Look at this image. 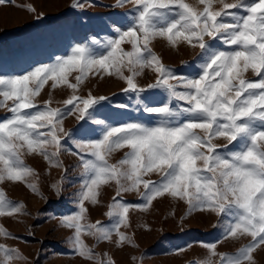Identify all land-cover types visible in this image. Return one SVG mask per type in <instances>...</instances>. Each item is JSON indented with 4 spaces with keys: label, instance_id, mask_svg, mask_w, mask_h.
<instances>
[{
    "label": "snow or ice",
    "instance_id": "6c2138e0",
    "mask_svg": "<svg viewBox=\"0 0 264 264\" xmlns=\"http://www.w3.org/2000/svg\"><path fill=\"white\" fill-rule=\"evenodd\" d=\"M125 3L132 5L127 22L116 26L106 41L77 44L68 55L23 75L0 76V107L13 102L11 115L0 119V183L23 182L39 193L28 182L34 170L24 157L38 154L50 166L62 168L60 156L70 152L81 169L80 188L76 210L63 214L59 224L72 231L67 242L81 257L114 264L94 253L82 234L97 242H110L115 234L118 246L130 243L120 232L130 208L146 211L158 197L169 195L185 201L189 212L216 214L217 226L223 224L220 240L251 237L235 254L218 253L219 240L204 244L209 258L202 264H214L212 257L219 258L215 264H251L253 252L264 245V0H198L202 8L186 0H117L115 7ZM216 3L222 5L219 10ZM72 7L83 5L74 0ZM158 40L171 48L186 44L199 51L192 62L173 68L153 51ZM146 69L156 79L142 87L137 77ZM248 70L255 79L244 78ZM73 72L75 83L69 80ZM90 75L123 81L122 91L136 96L135 110L141 115L121 112L128 105L113 107L109 97L91 91L86 97L77 95ZM49 81L53 89L66 85L72 90L63 108L51 107V99L42 106L36 103ZM72 115L78 127L66 131L64 120ZM220 139L225 142H216ZM122 149L128 150L123 158L110 163ZM67 171L50 185L57 196H62ZM151 174L159 179H145ZM110 184L115 185L106 213L110 223H83L85 202L97 204L101 187ZM125 193H138L141 202L124 201ZM24 208L0 190V217L25 214ZM0 237L18 239L3 227ZM21 258L17 249L0 243V264Z\"/></svg>",
    "mask_w": 264,
    "mask_h": 264
},
{
    "label": "rangeland",
    "instance_id": "374dc122",
    "mask_svg": "<svg viewBox=\"0 0 264 264\" xmlns=\"http://www.w3.org/2000/svg\"><path fill=\"white\" fill-rule=\"evenodd\" d=\"M83 7H72L74 0H3L0 2V76L11 77L23 75L41 64L54 63L57 57L70 53L77 44L95 46V41H106L120 23H126V13L132 5L125 3L123 7H115L117 0H76ZM193 7L202 8L198 0H186ZM231 3L234 0H225ZM32 7L34 11H29ZM222 5L216 3L214 8L219 10ZM113 22H117L114 24ZM130 50L131 45H122ZM153 51L162 58L164 64L180 68L182 62L195 60L198 49H192L186 44L177 48L168 47L165 41L153 42ZM73 72L69 80L75 83ZM125 70V75H127ZM245 79H255L254 73L248 70ZM156 74L145 70V75L137 77V83L144 87L153 83ZM126 87L123 81L115 76L103 78L89 76L76 92L77 95L87 96L91 91L94 96L109 97V103L114 107L118 104L128 105L126 112L132 117L140 116L135 109L139 107L137 98L132 93H124ZM72 90L66 85L52 88V81L41 90L36 97V103L43 105L51 99L53 108H63V102L70 98ZM2 99V97H0ZM12 101L0 107V119L11 113L8 108ZM146 116V114H145ZM96 119L103 117L96 116ZM127 119L128 116L120 117ZM91 123V121H90ZM78 127L75 116L64 120L65 130ZM224 143L222 139L216 141ZM127 149L119 150L110 158L115 163L123 158ZM25 163L34 170V175L28 178L29 183H35L39 193H34L23 182L0 183L6 197L25 205V214L0 217V227H3L13 238L0 237V243L17 249L21 259L13 264H94V261L81 257L72 251L67 242L73 233L59 224L63 214L74 212L76 194L80 188L81 169L76 167L78 159L70 152L60 156L63 167H52L38 155H26ZM67 168L68 181L63 184L62 196H57L50 185L61 180L64 169ZM145 179L153 181L159 177L155 174ZM143 191V189H141ZM115 185L101 187L99 202H85L88 209L83 223L101 221L109 224L106 213L113 202ZM122 198L136 205L141 202L138 193H125ZM119 199V197H117ZM219 217L208 211L189 212L188 205L179 198L169 195L158 197L146 211L132 207L128 213L127 226L122 225L120 232L125 234L130 243L117 244L118 237L113 234L112 240L97 242L94 236L82 234L84 243L104 259H111L114 264H202L209 258L204 244L220 241L217 244L218 253L235 254L251 242L248 235L220 240L223 224L218 225ZM213 262L219 259L212 257ZM249 264V262H246ZM251 264H264V245L253 252Z\"/></svg>",
    "mask_w": 264,
    "mask_h": 264
}]
</instances>
